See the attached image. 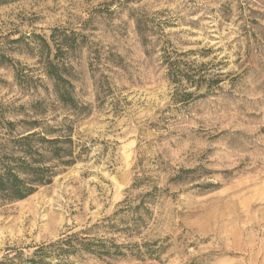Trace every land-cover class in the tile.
Masks as SVG:
<instances>
[{
    "label": "rangeland",
    "instance_id": "rangeland-1",
    "mask_svg": "<svg viewBox=\"0 0 264 264\" xmlns=\"http://www.w3.org/2000/svg\"><path fill=\"white\" fill-rule=\"evenodd\" d=\"M34 119L71 124L81 157L0 201V264L69 236L48 264H264V0H0V143Z\"/></svg>",
    "mask_w": 264,
    "mask_h": 264
},
{
    "label": "trees",
    "instance_id": "trees-1",
    "mask_svg": "<svg viewBox=\"0 0 264 264\" xmlns=\"http://www.w3.org/2000/svg\"><path fill=\"white\" fill-rule=\"evenodd\" d=\"M137 26L142 33L140 21H137ZM42 40L50 52L55 44L51 45L43 38ZM63 70L58 62L50 59L44 62V73L52 81L54 94L62 107L69 108L77 114H87L84 112L87 109L78 105L74 96V86L64 76ZM66 123L51 125L37 119L8 122L16 136L13 139H4L0 143V201L23 200L35 193L40 186L53 183L62 169L77 163L81 156L75 150L71 124ZM72 239L73 236H69L58 243L66 247L60 248L59 254L51 250L57 244L40 246L34 252L32 263L48 264L46 262L48 258L59 259L74 254L78 247L73 244ZM79 244L83 251L100 255L99 257L111 255L112 251L117 253L118 248H121L114 243L109 245L107 240L92 241L88 237Z\"/></svg>",
    "mask_w": 264,
    "mask_h": 264
}]
</instances>
